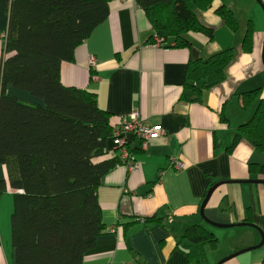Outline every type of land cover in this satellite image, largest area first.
<instances>
[{
  "label": "crops",
  "instance_id": "0c3cea01",
  "mask_svg": "<svg viewBox=\"0 0 264 264\" xmlns=\"http://www.w3.org/2000/svg\"><path fill=\"white\" fill-rule=\"evenodd\" d=\"M220 5L232 10L238 19L236 33L214 14ZM8 7L9 0H0V37L7 30ZM258 9L253 0H214L212 9L197 13L199 21L212 29V39L190 32L186 35L188 47H164L147 42L152 30L134 0H117L107 19L75 50L73 62L61 64L62 84L94 91L98 105L112 112L116 121L138 109L147 125L159 126L164 132L146 150L139 147L131 154L141 163L138 171L130 172L121 163L104 177L97 198L102 223L109 232L97 238L81 264H188L184 253L175 248L169 218L178 223L179 234L194 223L206 228L210 225L202 220L199 209L214 184L260 179L248 173L247 165H264V153L249 139L241 138L228 150L238 128L255 110L242 107V95L261 88L254 105L264 100V30L255 20ZM246 14L250 18L246 25L251 21L254 29L250 53L242 49L246 29L239 34ZM228 48H233L234 57L225 79L204 91L201 102L192 101L195 94L189 90L182 98L187 64ZM90 56L96 58L95 68L88 63ZM4 57L0 38V70ZM15 95L41 103L23 92ZM128 138L131 148L139 145L137 139ZM106 150V158L119 156L113 138L108 139ZM5 176L0 165V181ZM11 194L8 186L0 193V264L15 262ZM204 215L211 222L233 225L211 226L214 231L207 228L218 239L216 250H206L208 264H264V244L222 261L261 241L256 227L264 224V185L224 183L211 194ZM152 216L163 218V222L166 218V224L144 223V218ZM248 216L252 224L244 221ZM242 222L247 225H237ZM128 223L133 224L125 233L116 227ZM113 229L116 232H111Z\"/></svg>",
  "mask_w": 264,
  "mask_h": 264
},
{
  "label": "trees",
  "instance_id": "16d2710c",
  "mask_svg": "<svg viewBox=\"0 0 264 264\" xmlns=\"http://www.w3.org/2000/svg\"><path fill=\"white\" fill-rule=\"evenodd\" d=\"M214 0H134L144 14L152 36L164 47L185 48L187 34L213 38L198 11L212 9ZM117 0H9L5 57L0 70V165L5 179L0 193L12 192L10 215L14 264H81L98 237L105 235L97 190L104 177L122 162L115 155L106 158L107 141L117 124L116 116L98 105L97 94L64 86L60 66L73 62L75 50L108 17ZM230 32L239 30L232 10L214 9ZM242 49L252 52L253 25L248 22ZM234 57L228 48L205 60H191L185 70L182 98L187 90L201 102L204 91L220 84ZM19 90L41 103L25 101L9 93ZM261 88L241 97L244 109L254 107L252 118L238 128L228 150L247 138L264 153V100L255 106ZM117 126V125H116ZM139 145L128 142L129 153ZM248 173L264 179V165L249 163ZM139 220H136L138 222ZM252 224L251 216L244 219ZM135 223V222H133ZM118 224L124 233L133 224ZM144 223L166 224V218L152 216ZM175 248L188 264H208L206 250H216L217 237L194 223L179 234L169 218ZM264 231V224L260 227ZM115 232V231H114Z\"/></svg>",
  "mask_w": 264,
  "mask_h": 264
},
{
  "label": "built area",
  "instance_id": "2783aa9c",
  "mask_svg": "<svg viewBox=\"0 0 264 264\" xmlns=\"http://www.w3.org/2000/svg\"><path fill=\"white\" fill-rule=\"evenodd\" d=\"M6 35L7 32L0 37L4 44L6 42ZM153 42V44L156 46L165 45L164 41L158 37H155ZM88 63L91 68H95L96 58L94 56H90ZM93 79H95V76ZM163 134L164 132L159 126L147 125L142 120L140 111L135 109L126 116L120 117L117 126L112 130L111 137L113 138L114 146L119 152V159L121 162L125 164V167L128 171L136 172L139 170L141 163L137 162L129 153L127 146L130 138H128V136H131L132 139H137L140 143V148L142 150H146L148 145L153 140L161 137ZM180 167V165H177V168ZM114 231L116 232V229H113L111 232Z\"/></svg>",
  "mask_w": 264,
  "mask_h": 264
},
{
  "label": "water",
  "instance_id": "95a60500",
  "mask_svg": "<svg viewBox=\"0 0 264 264\" xmlns=\"http://www.w3.org/2000/svg\"><path fill=\"white\" fill-rule=\"evenodd\" d=\"M259 5L260 7L262 8V11H264V3L261 2V0H255ZM224 183H250V184H261V185H264V179H254V180H248V181H233V182H220V183H217V184H214L207 192L201 206H200V209H199V214H200V217L202 218V220L207 223L208 225L210 226H213V227H217V228H229V227H232L233 225H221V224H217V223H214V222H211L210 220H208L206 218V216L204 215V208L211 196V194L219 187L221 186L222 184ZM237 225H247L245 224L244 222L240 223V224H237ZM252 226V225H251ZM255 228V226H253ZM256 229L258 230L259 234H260V237H261V241L259 242V244H257L256 246H253L252 248H246L244 250H240L238 252H235L233 254H231L230 256H228L227 258H225L224 260L222 261H227L233 257H236L237 255L241 254V253H245L247 251H251L253 249H255L256 247H260L262 244H264V233H262V231L256 227ZM222 263V262H220ZM218 263V264H220Z\"/></svg>",
  "mask_w": 264,
  "mask_h": 264
},
{
  "label": "rangeland",
  "instance_id": "374dc122",
  "mask_svg": "<svg viewBox=\"0 0 264 264\" xmlns=\"http://www.w3.org/2000/svg\"><path fill=\"white\" fill-rule=\"evenodd\" d=\"M240 3H242V4H244L242 1L240 2ZM253 4H257V6L260 8V9H258L259 10V15L257 16V17H255V15H254V17H255V20L257 21V23H258V25L259 26H261V27H259V29H261V30H264V11H262V8L260 7V5L255 1V0H253ZM198 13V12H197ZM201 13V12H200ZM199 14V13H198ZM262 14V15H261ZM250 20V18H249V16H248V14H246L245 16L243 15V18H242V20H241V22H240V24H241V26H240V31H239V34H241L242 33V31H245V27H246V22L247 21H249ZM260 31V30H259ZM12 87H10L9 88V93L10 94H12V95H15V94H17V92L19 93L20 91L19 90H15V89H11ZM17 97H19V96H17ZM23 100H25V101H30V102H32L33 100H29V99H26V98H24ZM112 138V137H111ZM140 163V162H139ZM140 167H141V164H140ZM139 167V168H140ZM11 196H12V194H11ZM13 197V196H12ZM11 198V197H10ZM12 204H13V202H12ZM13 211V210H12ZM206 228H208V229H210V230H213L214 231V228H212L211 226H206ZM209 230V231H210Z\"/></svg>",
  "mask_w": 264,
  "mask_h": 264
},
{
  "label": "bare ground",
  "instance_id": "6f19581e",
  "mask_svg": "<svg viewBox=\"0 0 264 264\" xmlns=\"http://www.w3.org/2000/svg\"><path fill=\"white\" fill-rule=\"evenodd\" d=\"M96 64V63H95Z\"/></svg>",
  "mask_w": 264,
  "mask_h": 264
}]
</instances>
